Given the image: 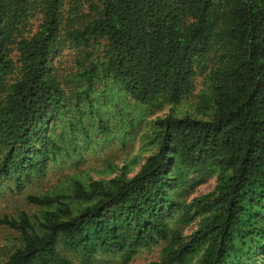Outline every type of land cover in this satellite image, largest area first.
Here are the masks:
<instances>
[{"label": "trees", "instance_id": "16d2710c", "mask_svg": "<svg viewBox=\"0 0 264 264\" xmlns=\"http://www.w3.org/2000/svg\"><path fill=\"white\" fill-rule=\"evenodd\" d=\"M75 51L68 67L57 61ZM57 61V62H56ZM205 77L203 118L155 122L157 150L133 177L74 182L71 197L0 217L20 234L0 264H91L163 244L149 264H264V0H0V175L42 176L60 153L51 131L69 102L110 82L147 106L177 104ZM106 126L105 124L101 125ZM193 174L213 189L183 200ZM198 220L188 235L171 227Z\"/></svg>", "mask_w": 264, "mask_h": 264}, {"label": "rangeland", "instance_id": "374dc122", "mask_svg": "<svg viewBox=\"0 0 264 264\" xmlns=\"http://www.w3.org/2000/svg\"><path fill=\"white\" fill-rule=\"evenodd\" d=\"M57 61L70 67L75 61V51L64 49ZM56 61V62H57ZM206 91L205 77L196 80L192 93L177 104L147 106L122 93L110 82H98L90 100L82 102L78 110L69 102L64 115L56 120L51 135L60 147L55 160L46 163L42 176L22 177L17 187L13 177L0 175V217L18 219L26 214L37 227L43 211L28 203L29 196H65L74 211L85 204L72 199V186L79 182L87 186L92 181H107L114 177L129 179L139 172L145 161L157 150L155 122L166 116L185 115L203 118L199 109V95ZM106 126L102 127L101 125ZM2 149L0 148V158ZM183 200L210 192L215 186V176L193 174L187 180ZM178 215L171 223L188 235L196 228L198 220L179 225ZM20 244V234L15 229L0 226V260L8 258ZM163 244L140 249L128 264H149L161 255ZM201 254L187 259L184 264H200ZM91 264H124L119 253L98 255Z\"/></svg>", "mask_w": 264, "mask_h": 264}]
</instances>
